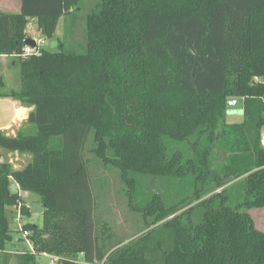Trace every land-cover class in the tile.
Masks as SVG:
<instances>
[{
  "label": "trees",
  "instance_id": "obj_1",
  "mask_svg": "<svg viewBox=\"0 0 264 264\" xmlns=\"http://www.w3.org/2000/svg\"><path fill=\"white\" fill-rule=\"evenodd\" d=\"M19 1L18 13L0 12V56L18 59L20 88L0 96L32 108V132L0 131V150L30 161H0V252L12 240L5 209L21 202L14 183L43 208L41 226H22L33 253H17L19 264L42 254L58 264H264V232L248 213L264 208L263 89L250 83L264 75V0H97L79 51L69 40L81 0ZM62 17L67 47L16 57L32 20L44 39ZM227 99L244 100L241 123H226ZM88 143L145 224L108 255Z\"/></svg>",
  "mask_w": 264,
  "mask_h": 264
},
{
  "label": "rangeland",
  "instance_id": "obj_2",
  "mask_svg": "<svg viewBox=\"0 0 264 264\" xmlns=\"http://www.w3.org/2000/svg\"><path fill=\"white\" fill-rule=\"evenodd\" d=\"M96 2L97 0H81L79 8L75 10L73 18H77V21L75 23L76 27L73 34L74 40L71 37L69 42L72 46L71 48L76 47V49L72 50L79 51L77 43L81 45L85 43V16L95 8L94 6ZM0 10L6 11L8 8H6L2 3V5H0ZM64 22V17L59 19L53 37L43 39L44 45L42 49L55 52L58 50L60 45L65 44L67 47L68 43L63 41ZM75 24L73 22L72 28ZM70 25L71 17H69L66 22L67 27ZM33 28L35 27H27L26 31L28 35L30 37L35 36V38H40L36 30ZM32 31L35 33H31ZM8 61L9 70L7 69V71H5L4 76L6 79H9H7L9 84L6 87L2 83L3 87H0V93H6L11 90L17 91L20 88L18 59L13 58L12 61L15 62L14 66H12L11 60ZM242 119V111H226L225 113V120L228 124H239L242 122ZM90 148V143H88L84 152V158L87 162L91 188L95 197L94 218L95 221H97L96 235L99 237V245L103 244L104 250L108 255L115 249L144 234L145 224L141 216L129 208L127 204V197L125 195V187L120 181L118 172L115 169L101 165V163L90 153ZM0 153L8 154L9 152L0 150ZM4 159L9 161L12 167L13 165H16L19 169H21L30 161V155L27 154V156L23 157L19 154H9L4 156ZM150 187L153 191H155V189L161 191L162 189L159 182H155L154 185H150ZM239 188L240 184L227 189V191L238 195L240 192ZM11 190H14V186L11 187ZM22 198L26 206H28L29 216L21 214L20 220H16L15 216L17 210L12 207H7L5 209L9 220V228L12 233V240L6 247V250H9V252L14 248L12 245H15L16 247L24 244V239L20 236L19 230H17L18 223H20V227H22L25 223H30L36 226H41L42 224L43 208L39 197L36 194L27 193ZM202 211L203 209L201 208L197 209L194 211L193 216L199 215ZM248 213L253 219L255 228L264 232V208L251 209ZM102 225H105L106 228H103ZM3 256L5 255L0 254V264H19L20 262L19 256L16 254L7 255L6 257H8V261L6 259L3 260ZM52 258L53 257L50 255H38L35 258V264H58V258L55 263H52ZM67 258L70 262L82 264L81 262H76L77 259L72 256Z\"/></svg>",
  "mask_w": 264,
  "mask_h": 264
},
{
  "label": "crops",
  "instance_id": "obj_3",
  "mask_svg": "<svg viewBox=\"0 0 264 264\" xmlns=\"http://www.w3.org/2000/svg\"><path fill=\"white\" fill-rule=\"evenodd\" d=\"M2 3L6 8H8V10H0V12L18 13L20 10L19 0H0V5H2ZM28 26H34L35 28L33 29L36 30V22L34 20H32ZM13 58L14 57H0V82H2L6 87L9 84V79H6L4 73L7 71V69L9 70L8 60H11L12 66L15 65V62L12 61ZM31 110L32 108L23 107L17 101H14L9 97L0 96V131H5L7 135L11 136H15L17 133L27 134L28 132H32V127L26 123L27 117ZM9 154L18 155L16 152L8 154L0 153V161L5 160L4 156ZM22 156H27V154H22ZM13 168L19 169V167L16 165H13ZM13 186L15 187L16 184L12 183L11 187ZM21 204L28 209V206H26L23 198L21 199ZM12 208H14V206ZM29 250V246L24 242L22 246L20 245L19 247H14L10 250V252L9 250L5 249L3 252H0V254H4L5 256H3L2 259H6L8 261V257H6L7 255H14L17 253L23 254L24 252H30Z\"/></svg>",
  "mask_w": 264,
  "mask_h": 264
},
{
  "label": "built area",
  "instance_id": "obj_4",
  "mask_svg": "<svg viewBox=\"0 0 264 264\" xmlns=\"http://www.w3.org/2000/svg\"><path fill=\"white\" fill-rule=\"evenodd\" d=\"M31 33H35V32H31ZM34 36V35H33ZM29 39H33L34 40V47H29V46H26L24 45L23 48H22V51L19 55H17L16 57L18 58H21V59H25V58H28L30 56H39L41 54V50H42V47L44 45L43 43V39L41 38H35L34 37H30ZM2 57V56H0ZM251 85L253 86H259L263 89V92L262 94L260 95L259 99L261 101V104H262V117H263V120H264V75L261 76V77H253L252 80H251ZM260 145H261V148L262 150L264 151V127L262 128L261 130V134H260ZM13 193H16L20 199H22V197L27 194L25 192H22L17 186L14 187V190H12ZM21 202H18L14 208L17 210L16 211V216H15V219L16 220H20V217H21ZM17 230H19L20 232V236L24 239V242L29 246V251L31 253H33V250H32V243L31 241L28 239V232L27 231H24L22 229V227H20V223H18V226H17ZM42 255H46V254H42ZM52 263H55L56 260H57V257H54L52 256ZM79 257H82V255H80Z\"/></svg>",
  "mask_w": 264,
  "mask_h": 264
},
{
  "label": "water",
  "instance_id": "obj_5",
  "mask_svg": "<svg viewBox=\"0 0 264 264\" xmlns=\"http://www.w3.org/2000/svg\"><path fill=\"white\" fill-rule=\"evenodd\" d=\"M24 45L29 47H34L35 43L33 39H25L23 42ZM244 108V100L243 99H227L225 103L226 111H242Z\"/></svg>",
  "mask_w": 264,
  "mask_h": 264
}]
</instances>
